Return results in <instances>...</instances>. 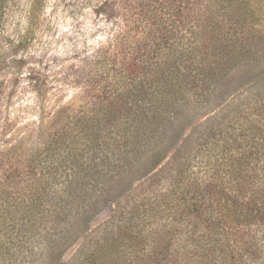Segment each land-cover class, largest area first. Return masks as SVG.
<instances>
[{"label":"trees","instance_id":"1","mask_svg":"<svg viewBox=\"0 0 264 264\" xmlns=\"http://www.w3.org/2000/svg\"><path fill=\"white\" fill-rule=\"evenodd\" d=\"M131 1L81 112L0 153V264H53L91 205L169 160L162 192L120 195L67 264L264 261V0ZM198 111V136L181 138Z\"/></svg>","mask_w":264,"mask_h":264},{"label":"rangeland","instance_id":"2","mask_svg":"<svg viewBox=\"0 0 264 264\" xmlns=\"http://www.w3.org/2000/svg\"><path fill=\"white\" fill-rule=\"evenodd\" d=\"M134 7L131 0H8L0 22V153H24L41 145L67 115L81 112L92 95L88 83L94 57L112 50ZM201 114L192 123L183 119L189 124L181 138L198 136ZM171 165L172 160L165 161L151 174L136 171L120 193L91 205L75 224L76 241L56 248L52 263L67 264L96 236L115 215L120 195L128 206L162 192Z\"/></svg>","mask_w":264,"mask_h":264}]
</instances>
